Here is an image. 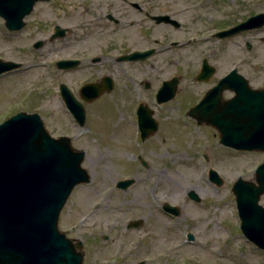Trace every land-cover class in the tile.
Returning <instances> with one entry per match:
<instances>
[{"label": "rangeland", "instance_id": "rangeland-1", "mask_svg": "<svg viewBox=\"0 0 264 264\" xmlns=\"http://www.w3.org/2000/svg\"><path fill=\"white\" fill-rule=\"evenodd\" d=\"M107 2L37 3L18 32L9 33L0 18V59L22 63L20 70L0 75V123L22 111L38 114L54 138L72 132L56 100L54 80L49 76L48 64L55 57L57 44L48 39L54 26L72 27L80 17L85 20L83 27L97 34L105 21L106 10L102 7ZM201 2L206 5L200 14L205 20V36L217 27L238 23L256 7L250 5V0H245L247 6H241L240 0ZM115 17L121 23L136 18L128 8H120ZM76 32L81 35V31ZM246 40L252 45L250 51L245 49ZM37 41L45 43L43 50L32 49L31 44ZM229 46L233 59L251 56L254 63L264 65V29L252 39L238 35ZM208 47L215 45L209 43ZM40 53L46 55L44 59ZM43 60L45 65L41 66ZM240 72H251V86L264 89V70L242 68ZM89 117V130L94 137L71 145L85 152L82 167L89 173L90 182L73 188L57 221L59 232L81 242L82 264H264V251L245 239L239 229L231 192L238 177L254 179V170L264 161V152L225 148L217 143L218 137L212 138L210 133L208 136V130L191 126L185 138L159 143L157 153L147 159L149 170H137L131 165L133 153L127 145L117 142L119 113L108 107ZM149 144L148 151H154L156 143ZM202 154L207 155L206 162ZM208 169L218 173L220 186L208 180ZM124 178H134V184L125 191L116 189L114 184ZM190 191L199 197V202L189 199ZM163 202L177 207L179 214L165 215L159 206ZM259 204L264 207V195ZM139 219L141 224L136 229L126 228L127 223ZM188 234L192 240L187 239Z\"/></svg>", "mask_w": 264, "mask_h": 264}, {"label": "flooded vegetation", "instance_id": "flooded-vegetation-1", "mask_svg": "<svg viewBox=\"0 0 264 264\" xmlns=\"http://www.w3.org/2000/svg\"><path fill=\"white\" fill-rule=\"evenodd\" d=\"M250 2L258 9L253 8L248 17L264 12V0ZM239 4L247 6L245 0ZM205 7L201 0H108L102 7L106 10L105 21L97 34L83 27V17L72 27H66L64 36L57 35L53 40L57 44L55 57L48 65L60 109L68 114V104L75 111L68 123L72 132L59 136L69 137L71 142L93 138L89 114L110 107L121 119L116 126L117 142L127 145L133 153L131 165L137 170H149L147 159L157 153L159 143L185 138L191 126L208 130L212 138L219 137L211 124L213 115L234 108L243 99L239 98V80L233 77V88H221L222 78L234 70L251 86L254 75L241 73L240 69L262 71L264 65L254 63L251 56L233 59L229 43L238 35L225 39L214 36L237 22L217 27L205 36V20L200 16ZM120 8H128L136 16L135 21L121 23L115 17ZM165 16L166 19L159 20ZM261 29L239 35L252 39ZM245 42L252 49L251 43ZM209 43L215 47L209 48ZM44 44L41 42L39 50H43ZM148 51L147 56L125 58ZM40 56L44 59L46 55ZM63 61H70L67 69L62 66ZM44 65L43 60L41 66ZM64 85L69 90L68 97L62 93ZM79 111L84 113L82 126L77 122ZM152 141L156 149L148 151ZM114 187L122 190L115 184ZM159 206L166 213L164 202Z\"/></svg>", "mask_w": 264, "mask_h": 264}, {"label": "water", "instance_id": "water-1", "mask_svg": "<svg viewBox=\"0 0 264 264\" xmlns=\"http://www.w3.org/2000/svg\"><path fill=\"white\" fill-rule=\"evenodd\" d=\"M39 1L50 0H0V17L5 27L20 30L24 17ZM263 24L264 14H259L221 36ZM53 30L55 34L50 40L63 36L58 26ZM148 54L134 53L126 58ZM17 66L0 61V73ZM237 79L239 98L243 99L232 110L216 113L219 143L237 150L264 151V91L249 89L241 77ZM83 156V152L72 149L68 139L51 138L37 114L18 113L0 124V264H81L82 254L76 250L81 243L74 245L58 232L57 219L73 187L89 181L87 172L81 168ZM209 178L217 185L222 183L213 170ZM254 179L251 182L239 177L232 192L242 233L264 250V207L258 203L264 194V162L255 170ZM132 182H119L118 187L126 188ZM189 196L198 200L192 191ZM168 210L178 214L175 208Z\"/></svg>", "mask_w": 264, "mask_h": 264}, {"label": "bare ground", "instance_id": "bare-ground-1", "mask_svg": "<svg viewBox=\"0 0 264 264\" xmlns=\"http://www.w3.org/2000/svg\"><path fill=\"white\" fill-rule=\"evenodd\" d=\"M214 231H215V229H214Z\"/></svg>", "mask_w": 264, "mask_h": 264}]
</instances>
